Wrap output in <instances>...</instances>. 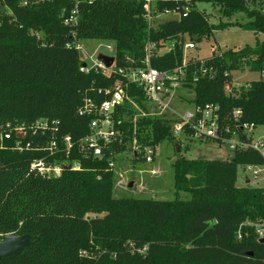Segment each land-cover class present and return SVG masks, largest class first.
I'll return each instance as SVG.
<instances>
[{
    "label": "trees",
    "instance_id": "obj_1",
    "mask_svg": "<svg viewBox=\"0 0 264 264\" xmlns=\"http://www.w3.org/2000/svg\"><path fill=\"white\" fill-rule=\"evenodd\" d=\"M144 3L0 0V132L9 123L37 120L55 122L57 128L13 133L0 144V240L8 234L32 238L21 255L0 264H264V240L255 232L264 223V188L237 186L239 167L264 166L259 152L239 149L229 161L177 156L172 164L176 198L162 201L115 198L112 164L134 140L141 149L177 142L169 120L140 118L133 124V107L118 106L113 118L123 133L122 144L105 149L102 160L80 150L92 117L80 116L79 108L88 98L103 102L108 96L98 91L119 79L80 71L84 57L77 46L83 40L114 43L118 69L144 68L147 49L154 45L151 67L173 71L182 66L186 44L229 26L211 24L197 9L200 3L212 4L224 18L246 14L248 23L231 26L264 36V9H250L247 0L162 3L159 12L175 11L181 17L156 28L145 17ZM73 11L75 22L65 24ZM243 65L264 75V42L209 59H188L184 87L193 91L192 103L219 108L221 138L211 140L216 144L234 134L245 141L243 124L264 127V78L249 83L238 96L226 93L232 73ZM125 93L140 106L145 99L136 86ZM65 137H70V152L65 151ZM53 141L58 151L51 154L46 147ZM37 160L47 166L66 163L70 169L48 177L31 168ZM181 193L188 199H181Z\"/></svg>",
    "mask_w": 264,
    "mask_h": 264
},
{
    "label": "built area",
    "instance_id": "obj_2",
    "mask_svg": "<svg viewBox=\"0 0 264 264\" xmlns=\"http://www.w3.org/2000/svg\"><path fill=\"white\" fill-rule=\"evenodd\" d=\"M173 0H145L144 10L145 17L151 27H154V22L163 16H175L173 20L180 19L181 15L175 11L165 10L159 12V5L162 3H168ZM185 16L188 8H185ZM76 12L73 11L68 19L65 20V24H72L75 22ZM82 50L81 45L77 46ZM170 47L163 49L162 53H166L170 50ZM154 45L148 47V56L144 62V68H131V69H118L114 62L113 66L106 68L102 63L98 61V58L90 61L91 66H87L85 63L80 68V71L84 74H88L90 71L101 72L107 76H118L119 79L106 90L98 91L99 94L108 96L100 104H97L93 99H86L83 105L79 108L78 113L80 116L92 117L89 124V134L80 141V150L86 157H92L94 159L102 160L104 157L105 149L110 147L112 144H122L123 133L118 130L115 126V120L113 115L118 106L130 105L135 107L137 113L134 114L132 123L136 124L140 118L146 119H167L171 122V128L173 136L176 138L181 134L187 132H193L196 137L205 138L210 140H217L220 137L219 131V115L218 106L206 105L204 108L194 105L192 112H187L180 115L171 108V99L175 97L176 92L184 88L186 83V66L188 58L186 53L190 50H194L195 44L188 43L184 48V59L182 66L178 69L168 72H161L154 69L150 65L151 49ZM109 52H112L110 47H107ZM161 52H159V55ZM114 57V55H112ZM196 81V79H194ZM130 86H136L141 89L144 93L145 99L142 101V106L137 102L129 98L125 93V88ZM172 119H170V116ZM169 117V118H167ZM235 121L238 122V113L235 114ZM55 122L51 124L47 120H37L35 123L26 124H7L2 128L0 132V144L4 140H9L13 133L16 135H23L31 131L32 133L41 132L45 133L48 130L56 132ZM260 126L253 124L241 125V130L244 132L246 140L243 141L236 134L230 139H225L224 144H227L229 149L234 152L239 149L252 148L253 150L260 153L264 159V136L255 138L254 133L258 131ZM261 128V127H260ZM229 132V129H226ZM24 136V135H23ZM63 145L66 152H70L72 143L70 137L63 139ZM20 150L22 148L17 145ZM131 147L135 152V156L141 153L142 159L147 163H151L155 156V149L151 146L141 149L137 141L134 140L131 143ZM47 150L53 154L58 151V145L55 141L51 142L47 147ZM66 163H56L54 165H46L43 160L34 161L31 164V168L37 171L41 175L48 177H57L61 174L63 169L67 167ZM253 170L255 174L264 171V166L247 167ZM257 238L264 240V223L256 226L255 229ZM242 239V234L238 232L237 240Z\"/></svg>",
    "mask_w": 264,
    "mask_h": 264
},
{
    "label": "rangeland",
    "instance_id": "obj_3",
    "mask_svg": "<svg viewBox=\"0 0 264 264\" xmlns=\"http://www.w3.org/2000/svg\"><path fill=\"white\" fill-rule=\"evenodd\" d=\"M247 2L250 9H264V0H247ZM197 9L206 14L211 24H229V26L227 29L214 31L201 42H196V48L186 53L188 59H209L229 51L238 52L246 47L256 48L258 42H264V36H256L252 32L231 26L233 24L243 25L248 23L250 19L244 13H237L231 18H224L218 8L208 3L198 4ZM173 18L177 17L169 15L160 17L154 22L153 26L156 28L166 21L173 20ZM80 45L84 63L87 66L92 65L89 57H92L93 60L100 55L112 57L115 51L114 43L110 41L83 40ZM107 47H110L112 52H109ZM159 52L162 53L163 50ZM262 78H264V75L251 72L249 66L243 65L239 70L232 73V83L226 87V93L238 96L242 88H247L249 83L259 81ZM193 99V91L185 87L181 88L176 92L175 97L171 99V108L180 115L192 112L194 109ZM133 110L137 113L135 107H133ZM171 117L173 116L171 115L170 119H172ZM254 135L255 138L264 136V127H259ZM176 141L175 143L164 141L155 146V156L151 163H147L142 159L141 152L138 153L140 157L138 156L137 159V155L135 156V152L130 146L127 151L116 154L112 164L115 175L114 197L117 199L172 201L176 198L172 164L177 156H182L190 161H229L233 156V152L227 144L220 145L209 139L196 137L193 132L177 136ZM177 145L180 147L179 153L176 152ZM237 186L264 188V171L255 174L253 170L247 167H239L237 170ZM179 197L183 200L188 199V195L185 193L179 194ZM95 217L97 216L94 214L88 215V218Z\"/></svg>",
    "mask_w": 264,
    "mask_h": 264
},
{
    "label": "water",
    "instance_id": "obj_4",
    "mask_svg": "<svg viewBox=\"0 0 264 264\" xmlns=\"http://www.w3.org/2000/svg\"><path fill=\"white\" fill-rule=\"evenodd\" d=\"M98 61L102 63L106 68H110L115 62V57L100 55L98 56ZM176 152H180V147L178 145L176 146ZM67 169H70V167H67ZM31 241L32 238L29 235H6L4 240H0V262L4 258L21 255L23 251L30 245ZM260 242H263V240H260Z\"/></svg>",
    "mask_w": 264,
    "mask_h": 264
}]
</instances>
